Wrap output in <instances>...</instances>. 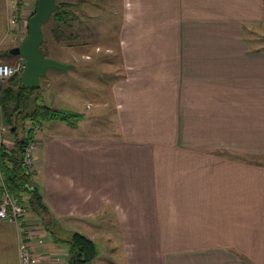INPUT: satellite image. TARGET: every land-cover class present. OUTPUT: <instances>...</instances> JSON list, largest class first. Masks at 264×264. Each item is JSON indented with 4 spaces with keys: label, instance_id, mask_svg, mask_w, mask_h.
I'll return each instance as SVG.
<instances>
[{
    "label": "crops",
    "instance_id": "0c3cea01",
    "mask_svg": "<svg viewBox=\"0 0 264 264\" xmlns=\"http://www.w3.org/2000/svg\"><path fill=\"white\" fill-rule=\"evenodd\" d=\"M20 1L25 16L37 4ZM13 17L0 0V52ZM259 35L264 0H122L109 99L75 125L34 129L33 180L51 215L26 209L23 222L43 264H69L74 232L98 246L88 264H264ZM94 56L76 65L84 77ZM99 113L108 118L91 124ZM21 243L19 226L0 219V264H21Z\"/></svg>",
    "mask_w": 264,
    "mask_h": 264
},
{
    "label": "rangeland",
    "instance_id": "374dc122",
    "mask_svg": "<svg viewBox=\"0 0 264 264\" xmlns=\"http://www.w3.org/2000/svg\"><path fill=\"white\" fill-rule=\"evenodd\" d=\"M57 2L66 3V7L74 12V16L76 17L72 19V31L79 33L81 39L78 40L77 45L74 47H69L66 45V42H55L52 39L50 31L55 22L53 17L44 25V35L47 39V45L45 47L49 55L48 57L59 61L63 59L64 62L72 63L73 66L67 71V78L58 80V82L54 80L53 75L56 73L62 75L63 72L55 68L49 69L47 75L41 79L40 90H42L43 93L41 103L63 111L64 108H75L78 112H81V114L84 112L86 116L92 113L95 114V108H92L90 105L89 108L92 109L87 110V106L89 104L93 106L96 102L104 104L105 99H109L111 96L109 90L113 80L116 75L122 71L120 47L118 45L119 26L122 19V0H57ZM35 5L33 4V8H35ZM24 13H26V11ZM24 16L25 15H23L21 19H23ZM71 16L73 15H69L70 18ZM21 30L22 25L20 26L19 23L16 30L17 34L19 31L21 32ZM24 31L27 35V25H25ZM15 35L16 34H12V39H8L9 43L6 42L2 47L0 52V63L6 62L14 64L16 62V57L22 58L21 56H6V54L8 55V47L10 45L15 47L26 37V35H21V41L17 42ZM257 39L261 41L260 45L264 44V35H259ZM92 54L95 55L94 57L97 60L90 63L94 67L89 70L90 74L84 77L80 72L81 69L76 67V65L82 64L80 60L83 61V57L88 59L87 57ZM2 55L5 57H1ZM85 78H87V80ZM47 82L51 83L50 87ZM82 108H84V110ZM1 109L2 107L0 105V112ZM2 116L3 114H1V117ZM107 118L108 116L104 113H99L90 123L98 125L99 123H103ZM26 125L29 127V120L26 121ZM6 128L7 133L4 137L6 139H12V135L9 133L7 126ZM19 129L22 130V123H20ZM20 134L23 135V131H20ZM36 142L38 148V141L36 140ZM105 240L107 241V239ZM113 244H115L114 241H107L103 246L106 248V258L117 255L111 252ZM99 247L101 249V245Z\"/></svg>",
    "mask_w": 264,
    "mask_h": 264
},
{
    "label": "trees",
    "instance_id": "16d2710c",
    "mask_svg": "<svg viewBox=\"0 0 264 264\" xmlns=\"http://www.w3.org/2000/svg\"><path fill=\"white\" fill-rule=\"evenodd\" d=\"M57 1V0H56ZM58 10L52 15L55 20L51 34L55 42H66L69 47L77 45L81 39L79 33L72 31L74 12L66 7V3H59ZM37 5V4H36ZM35 8L29 13L28 19L34 14ZM71 18L69 17V15ZM51 17V18H52ZM47 39L45 37L40 47L45 56ZM14 56V55H13ZM6 82V83H5ZM5 82H0V105L2 107L5 125L13 135V146L8 147L5 142L0 146V200L3 193V182L12 194L26 208L41 217L51 215V211L40 194L33 188V171L24 164V152L28 143L34 139L35 126L48 120H64L72 125L82 117L81 113L59 110L43 104V93L39 88H26L22 85L21 73H16ZM30 121L29 127L26 121ZM22 123V130L19 125ZM23 131V135L20 134ZM49 223V221H48ZM70 253L69 264L74 259L77 264H88L98 256V246L88 236L74 232L65 240Z\"/></svg>",
    "mask_w": 264,
    "mask_h": 264
},
{
    "label": "built area",
    "instance_id": "2783aa9c",
    "mask_svg": "<svg viewBox=\"0 0 264 264\" xmlns=\"http://www.w3.org/2000/svg\"><path fill=\"white\" fill-rule=\"evenodd\" d=\"M10 6L14 12L12 24L15 26L22 25L21 32L15 33V39L21 41V35H26L24 31L25 25L28 24V16H23L22 4L20 0H10ZM29 15V14H28ZM16 27V29H17ZM22 42V41H21ZM24 68V59L16 61L14 64L0 63V81L5 82L14 76L16 73H21ZM7 133L6 126L0 125V146L5 141V135ZM37 150L36 139L31 140L24 152V164L28 170L33 171L36 165L35 152ZM3 184V193L0 200V219L8 220L16 223L21 231L22 243L20 248L21 264H43L38 256L35 248V244L31 239L29 227L24 224V217L26 216V208L18 201V199L12 194L5 182Z\"/></svg>",
    "mask_w": 264,
    "mask_h": 264
},
{
    "label": "water",
    "instance_id": "95a60500",
    "mask_svg": "<svg viewBox=\"0 0 264 264\" xmlns=\"http://www.w3.org/2000/svg\"><path fill=\"white\" fill-rule=\"evenodd\" d=\"M56 0H37L36 9L28 19V33L23 41L10 49V54L21 56L24 59V68L21 72L22 85L26 88H39L41 79L51 68L67 72L73 65L45 56L40 47L44 42V25L58 10ZM38 192V188H33ZM73 264H77L74 259Z\"/></svg>",
    "mask_w": 264,
    "mask_h": 264
}]
</instances>
